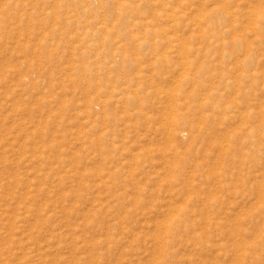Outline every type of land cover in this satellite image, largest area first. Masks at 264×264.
<instances>
[{"label": "rangeland", "instance_id": "1", "mask_svg": "<svg viewBox=\"0 0 264 264\" xmlns=\"http://www.w3.org/2000/svg\"><path fill=\"white\" fill-rule=\"evenodd\" d=\"M0 264H264V0H0Z\"/></svg>", "mask_w": 264, "mask_h": 264}, {"label": "bare ground", "instance_id": "2", "mask_svg": "<svg viewBox=\"0 0 264 264\" xmlns=\"http://www.w3.org/2000/svg\"><path fill=\"white\" fill-rule=\"evenodd\" d=\"M167 16V15H166ZM135 26H137L138 27V23H136V24H134ZM126 38L128 39V40H130V41H132L133 42V38H134V36H132L130 33H128L127 35H126ZM136 79V78H135ZM140 89V88H139ZM137 91H139V90H137ZM134 92V91H133ZM133 92H130V93H132V95L131 96H134L133 95ZM140 92H141V90H140ZM129 93V94H130ZM122 94V93H121ZM120 94V95H121ZM137 94V93H136ZM121 96H123V95H121ZM130 96V97H131ZM138 96V95H137ZM126 96H124V98H125ZM129 97V98H130ZM135 97V96H134ZM123 100V99H122ZM130 100V99H129ZM133 99H131V101H132ZM131 101H129V102H131ZM137 101H138V99H137ZM129 102H127V103H129ZM134 102V101H133ZM140 102H142V101H140ZM125 104H126V102H125ZM137 104V103H136ZM138 107V106H137ZM142 107V106H141ZM142 111V110H141ZM145 111V110H144ZM169 113V112H168ZM171 113H169L168 115H167V113H166V122H167V124H165V125H167V131L169 132V133H167V134H169V140L171 141V142H174V140H177V138L178 139H183V140H185V139H187V135H185V129H181L179 126L182 124H180V122H181V120H183V119H185L183 116L182 117H180L179 119L178 118H176L173 114H172V116H171V118L169 117V115H170ZM142 115V114H141ZM136 116V115H135ZM170 227V226H169ZM165 229V228H164ZM159 238V237H158ZM162 244V243H161Z\"/></svg>", "mask_w": 264, "mask_h": 264}]
</instances>
